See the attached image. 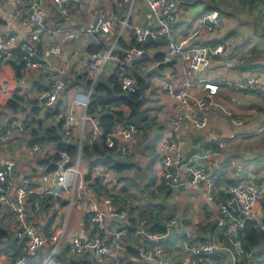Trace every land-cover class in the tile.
I'll list each match as a JSON object with an SVG mask.
<instances>
[{"label":"crops","instance_id":"1","mask_svg":"<svg viewBox=\"0 0 264 264\" xmlns=\"http://www.w3.org/2000/svg\"><path fill=\"white\" fill-rule=\"evenodd\" d=\"M114 1L116 0H81L79 8L71 2H66L69 14L64 16L54 0H39L38 8L42 14L43 26L57 29L58 33L55 35L42 33L32 59L35 63L46 64L50 70H61L64 88L57 101L51 107H45L39 95L46 86L42 81L38 67L26 70L22 67V63L11 60L18 65L20 78L25 81L23 90L26 98L16 109L8 108L5 105L0 106V127L9 131L6 143L1 142L0 139V169L4 160L11 159L15 163L13 168L14 184L5 192L8 199L12 198L15 185L21 180L29 181L31 187L35 190L53 188V171L48 172L47 166L38 162L43 157L32 154L28 142L35 138H41L45 128L59 123L57 115L65 117L71 112L75 117V121H73V130L70 137L77 142L78 147L88 143L90 124L85 121L81 130L80 117L84 112V107L78 103L79 99L82 100L81 94L86 93L88 89L84 63L92 60V56L95 55L90 54L89 49L102 47L103 50L110 43L101 37L100 31L81 32V29L88 25H95L99 13H115ZM212 6H215V9L223 18L226 35L238 39L233 45V49L246 50L249 52V57L243 63H236L228 77L230 81L225 80L226 78L224 80L214 79L222 81V84L215 96V105L208 113L209 125L200 129L186 120L180 126V133L185 140V147L181 151L178 165L186 162L205 164L208 177L213 183L211 193L209 192L210 186L196 188L191 185L190 178L182 169L178 170V174L182 178L183 188L165 191L167 188L161 187L159 184L158 142L171 127L170 117L180 111L179 106L168 95L159 91V86L162 80H166L173 88L177 89L179 87L181 80L179 62L165 60L166 53H162L164 55L162 62L154 61L153 56L160 52H155L153 48L159 44L155 46L148 45L149 47L146 49L139 48L142 54L138 56L143 58L141 63L133 69L132 67L139 62L128 68L129 72L133 73V71L138 72V69L144 66L148 68V72L139 75L144 80L141 88L143 89L144 98L138 104V110L145 114L146 119L137 126L138 131L128 145V155L118 160L124 165L121 172L127 170L126 172L132 177L128 178L124 174L114 177L117 172L110 169V175L118 182L115 188L116 200L113 202L112 208L123 209L126 213L122 219L108 221V224L123 231L122 245L124 251L121 253L120 258L127 264H143L139 259V254L147 249L148 243L136 231L138 221L141 218L145 219L142 215L145 216L150 212L159 214L161 226L165 219L171 217L181 220L190 233V243L207 239L212 240L216 237L221 239L222 231L216 228L217 204L219 201L224 200L230 204L232 199L229 195L221 196L218 190L227 188L238 181H252L257 188H264V162H262L264 156H257L258 153L264 154V135L255 134V132H264V59L263 57L260 59V56H258H264V53L261 52L264 46L261 42L264 39V0H184L176 9V21L173 25L174 36L180 38L190 34L200 15L208 12L205 9ZM18 7L19 5L13 0H0V37L9 34L18 35L31 30L32 26H21L16 22L15 14ZM52 20H54L53 23H51ZM130 23H138L147 27L153 25L149 9L142 0H134L130 13ZM69 33L73 35L72 41L61 45L60 55H53L50 50L52 42H59L62 37ZM237 33H241L242 38ZM211 43L212 39L206 40L203 38L191 40L186 46L203 47ZM134 45L130 39L129 30L122 31L114 45L115 57L122 59L125 55L123 50L136 48ZM205 71L199 73V77L213 78L204 75ZM13 72L14 70L10 66L4 68L0 66L1 86L4 76L10 77ZM247 72L254 73L258 79L255 87L247 91L256 94V96L247 97L246 99L252 101L251 105L245 107L233 95H229L228 90L226 96H218L219 91L226 87L238 93L234 88V84ZM112 75L113 64L107 63L96 84L102 83L107 89H111L112 83L109 81ZM154 81H157V83ZM100 96L104 97L103 94ZM224 102L230 108H227ZM34 109L39 110V114L35 117L32 114ZM110 109L120 110L126 117L131 113V109L125 105L118 108L111 107ZM55 111L57 112L56 115L51 116L48 114ZM226 111L242 118L244 120L243 125H245L242 132L231 139L229 137L225 138L227 135L226 127L223 131L217 127L216 124L219 119L225 116L230 119V124L233 127L243 125L235 126L231 118L226 115ZM32 118L38 121L28 124L27 121ZM93 120L97 124V120ZM256 121L258 122L255 125ZM200 139L201 142H199ZM213 139L221 140L222 147L214 145L212 143ZM234 139H240L234 147V149L236 148L235 156L245 157L239 159L240 164L244 166L243 174L230 170L231 165H233V157L231 156L233 150L230 149L228 153L221 151L229 141ZM225 140H227V144ZM19 143L21 147H18ZM24 143L28 145L29 153L32 156L27 155L28 151L22 146ZM42 144L52 146L51 144ZM3 148H5V151ZM53 150L55 151L54 147ZM212 153L214 154L211 155ZM78 165L81 170L87 171L92 164L89 160L79 156ZM188 186L199 193L195 194L187 191ZM94 187L100 199L105 188L100 182L97 185L94 184ZM25 214L27 221L32 223L44 237L58 231L63 224H65L66 231L75 232L79 235H90L92 232V225L88 220L85 209H72L67 217V211L64 208L58 210L51 208L49 198L43 201L37 211L33 208L32 199L27 198ZM256 217H258L257 222H264V215L260 210L258 213L256 212ZM145 221L147 223L146 219ZM0 225L5 227L12 235L18 227L6 205L0 206ZM147 228L153 230L148 224ZM180 241L181 236L176 230H173L168 237L162 240L168 252V259L173 264H187L188 262V255L180 247ZM14 243L13 246L8 243L7 239L4 240V243L0 246V264H13L19 256L24 255L20 250L18 255L12 257L15 249L19 250V247L21 248L20 244L15 241ZM48 249L49 247L46 246L34 255L25 256L24 264H39L47 254ZM64 255H69V258L64 257ZM256 257L254 256V261ZM55 258L60 264L80 261L85 264L114 263L104 258L100 259L92 253H86L79 259H73L65 244L57 247ZM259 259H261L260 263L264 261L262 257Z\"/></svg>","mask_w":264,"mask_h":264},{"label":"built area","instance_id":"2","mask_svg":"<svg viewBox=\"0 0 264 264\" xmlns=\"http://www.w3.org/2000/svg\"><path fill=\"white\" fill-rule=\"evenodd\" d=\"M4 1V0H2ZM19 5L16 12V22L21 25H30L31 30L21 34H9L0 37V64L9 62H20L26 70L38 67L42 81L46 88L41 91L40 99L45 107H51L61 95L64 82L61 78V70H50L46 64L35 63L32 59L36 46L40 41L42 33L55 35L57 29L45 28L42 24V14L38 8L39 0H13ZM148 7L153 19V25L149 27L138 23H130V13L134 0L114 1L115 13H99L95 25H88L81 29V32L100 31L101 37L110 43L101 52L92 56V60L85 62V73L88 89L81 94L82 100L78 103L84 107L80 117L81 130L85 121L90 124L88 143L102 138L104 145L115 154L124 157L128 145L137 133V127L131 124L117 126L109 133H106L87 114L89 97L107 63L113 64V74L118 79L120 91L124 94H131L137 89V76L127 73L126 62L129 55L117 59L114 55V45L120 37L121 32L128 29L130 39L135 45L144 44L147 39L155 40L161 38L166 45L167 52L165 60H176L181 67V80L177 89L162 80L159 91L168 95L180 108V111L170 117L171 127L158 142V163L160 186L167 189H175L182 185L183 181L178 174L182 169L190 178V184L196 188L212 186L208 177L205 164H192L189 162L178 165L181 151L185 147V140L180 133V126L183 121L192 122L197 128L203 129L209 125L208 113L215 105V96L220 80L213 78H201L199 73L206 70L212 58L227 57L229 51L236 63H243L249 57V52L241 49H233L238 41L231 35H226L223 27V18L220 13L213 9L200 15L190 34L177 38L173 34V25L176 21V9L184 0H142ZM218 1V0H214ZM62 15L69 14L66 2H71L78 8L81 0H54ZM54 20L51 21L53 23ZM212 39V43L203 47H187L191 40ZM72 33L61 38L59 42H52L51 53L61 54V45L71 42ZM131 54L141 55L139 48L128 50ZM17 52V53H16ZM12 60V61H11ZM148 72V68L141 66L137 75ZM258 79L254 73L247 72L235 84L237 92L251 90L257 84ZM25 81L18 78L15 86L19 89L17 96L26 98L23 87ZM0 100V106H4ZM235 126L243 124V119L235 116L232 112L226 111ZM60 129L65 137L71 135L75 117L70 112L65 117L57 115ZM12 127V126H10ZM1 142H6L9 131L0 127ZM214 145L222 147L221 140H212ZM30 151L40 157L54 153L50 145H32ZM212 153L211 155H213ZM69 163V164H68ZM79 156L70 160L65 153L60 154V159L54 163L56 175L52 189L35 190L29 181L21 180L15 185L12 198L6 196V189L14 184L13 168L14 161L4 160L0 169V206L6 205L17 222V229L13 233L14 240L20 244L22 253L13 264H24L25 256L36 254L41 248L48 246L47 254L39 264H60L55 258L57 247L66 245V249L73 259H79L86 253L97 255L113 261L114 264H127L120 258L124 251L122 245L123 231L112 227L108 221L122 219L126 213L123 209H113L112 204L116 200L115 188L118 185L107 169L100 163L93 164L85 171L79 168ZM42 168V167H41ZM98 181L105 188L99 199L94 187ZM220 195H229L236 203L233 209L228 202L219 201L217 204L216 228L222 231V238L207 239L200 242L190 243V233L177 218H168L163 221L161 230H150L147 228L145 219L137 223L138 235L147 241L148 247L139 254L143 264H173L168 259V252L162 240L168 237L173 230L179 232L181 241L180 247L188 255L187 264H244L248 263L250 254L246 253L237 236V230L243 228L247 221L255 219L256 212H264L260 201H264V188H257L252 181H238L235 184L218 190ZM27 198L33 201L35 211L39 209L43 201L50 199L51 208L58 210L64 208L68 213L72 209H85L88 220L92 225L90 235H79L75 232L66 231L65 224L47 237L42 236L36 227L27 221L25 214V203ZM258 230L264 234V222H257ZM261 260V259H260ZM249 264V263H248ZM255 264V261H254ZM264 264V261L262 263Z\"/></svg>","mask_w":264,"mask_h":264},{"label":"trees","instance_id":"3","mask_svg":"<svg viewBox=\"0 0 264 264\" xmlns=\"http://www.w3.org/2000/svg\"><path fill=\"white\" fill-rule=\"evenodd\" d=\"M215 9V6L208 7L205 10H212ZM216 10V9H215ZM133 45L135 44L132 41ZM121 45V43L119 42ZM156 43H152L149 46H155ZM122 46V45H121ZM138 48L146 49L149 46H145L144 44L141 45H134ZM102 51V47H98L96 49H89L90 54H97ZM17 53V52H16ZM116 53V52H114ZM119 54V53H117ZM123 57L122 55H120ZM164 55L162 53H156L153 56V60L156 62H162ZM135 64L132 69L139 65ZM1 68L10 66L14 72L10 77L4 76L2 82V86L0 85V100L4 102L5 106L11 109H16L20 103L23 102V99L17 96V91L19 90L15 86V81L20 78L19 67L16 63L9 62L5 64H0ZM23 67V66H22ZM127 73L129 72L128 68L125 70ZM133 74L137 76V89L135 92L131 94H124L120 91L119 84L117 81V77L113 74L110 77V83H112V88L107 89L104 84L99 83L94 85L88 102V107L86 109L87 114H90L93 119L97 120L98 126L106 133H109L114 129L117 125H128L131 118L134 116V112L132 111V105L134 101L138 100L140 97V91L144 84V80L141 79L140 76L137 75L136 71H133ZM7 78V79H6ZM89 84V82H88ZM87 84V86H88ZM104 95L102 98L100 95ZM106 98V99H105ZM43 103V101H42ZM128 106L131 109V113L129 116H125V114L120 110H111L110 108L113 107H120V106ZM38 109H34L32 114L34 117L39 113ZM49 115H56L57 112L48 113ZM47 114V115H48ZM29 119L27 123L36 122L38 120ZM42 143L51 144L55 151L51 155L43 157L38 162L40 164L46 165L48 172H52L55 170V162L60 159V154L65 153L70 160L74 159L76 156H81L82 158L89 160L91 164L100 163L105 166L107 169H112L115 172L119 173L123 170L124 165L121 164L119 159H122L119 155L115 154L111 149H108L104 145V141L102 138L95 140L92 143H86L78 147L77 142L70 136L65 137L63 133H61L60 124H54L51 127L45 128L43 130V136L41 138H35L28 142V145L31 147L32 145H44ZM69 164V163H68ZM98 184V181L95 182ZM227 196V195H221ZM228 200V199H227ZM225 202V200H224ZM146 220L149 227L153 230H161V218L159 214H154V212H150L147 215H142ZM11 233L5 229V227L0 225V246L4 243V240L7 239L8 243H11L14 246L13 235L11 237ZM16 242V241H15ZM240 243L246 253H251L255 251L256 260L255 264H260V259H264V234L258 230L257 225H254L251 221H247L242 228V237L240 239ZM21 248L15 249L14 255L16 256L20 253ZM70 264H85L83 261L80 262H71ZM114 264V263H110ZM244 264H248L247 262Z\"/></svg>","mask_w":264,"mask_h":264},{"label":"rangeland","instance_id":"4","mask_svg":"<svg viewBox=\"0 0 264 264\" xmlns=\"http://www.w3.org/2000/svg\"><path fill=\"white\" fill-rule=\"evenodd\" d=\"M138 2V1H136ZM234 35V34H233ZM237 35L239 37L242 38L241 36V33H237ZM237 37V36H236ZM264 45V39L263 41H261ZM155 49V52H160V53H166L167 52V48H166V45L165 44H159L157 47L153 48ZM264 53V46H263V50L261 51ZM260 56V59L263 57L264 59V56L262 55H258ZM176 61V60H175ZM236 65V62L234 61V59L232 58L231 56V51H229L228 53V56L227 57H217V58H212L211 59V62L209 64V66L206 68V71L204 73V75H207L209 77H213V79H216V78H219V79H225V80H228L230 81V79L228 78L231 74V71L233 70V67ZM157 83V81H154ZM225 89V90H224ZM224 89H221L219 91V95L220 97H224L226 96V93H227V90H228V94L229 95H233L235 99H237L239 102H241L242 104L245 105V107H248L249 105L252 104V101H248L246 100L247 97L248 98H252L254 96H256L255 93L253 92H247V91H244V92H234L233 90H230V88L226 87ZM224 90V91H223ZM223 91V92H222ZM237 104V103H236ZM235 104V106H237ZM224 105L227 107V108H230V106H227L226 103L224 102ZM258 121L255 122V125L257 124ZM243 124H244V120H243ZM242 124V125H243ZM217 127L220 128V130L223 131L224 127H226V132H227V135L225 138L229 137L230 139L233 138L235 135H237L239 132L241 133L242 132V128L245 126H241V127H233L231 124H230V119H228L227 117L223 116L219 119V121L217 122ZM138 131V130H137ZM216 132L218 133V131L216 130ZM220 134V133H218ZM256 135H264V132L260 133V132H255ZM206 138V137H204ZM240 139H234V140H231L228 142L227 144V140H225L227 146H225L224 149H222L221 151L222 152H225V153H228L230 151V149L233 150V153H232V157H233V165H231L230 167V170L232 171H235L237 173H240V174H243V170H244V166L242 164H240V160L239 159H242V158H245V157H242V156H239V155H236L235 156V150L236 148L234 149L235 145H237L238 141ZM202 140L200 139L199 142H201ZM6 143V142H5ZM4 143V144H5ZM22 146H24V149H26V151H28V154L29 156H32L30 153H29V147L26 143L22 144ZM18 147H21V144L19 143L18 144ZM6 148V147H5ZM5 148H3V150L5 151ZM9 152H11L9 150ZM128 155V153L126 154V156ZM257 156H264V154H261V153H258ZM32 158V157H31ZM124 159V158H123ZM262 162H264V159H262ZM127 170L121 172V173H115L114 174V177L116 176H121L124 174V176L126 175L128 178H131L132 176L130 174H128V172H126ZM120 179V178H119ZM131 186V184H130ZM186 190V189H184ZM165 191H169L168 189L165 190ZM187 191L189 192H194L195 194L199 193L198 191L196 190H192L191 186H188L187 187ZM264 249V248H263ZM64 257H67L69 258V255L65 256Z\"/></svg>","mask_w":264,"mask_h":264},{"label":"water","instance_id":"5","mask_svg":"<svg viewBox=\"0 0 264 264\" xmlns=\"http://www.w3.org/2000/svg\"><path fill=\"white\" fill-rule=\"evenodd\" d=\"M96 22V21H95ZM152 43H156V44H163V40L161 38H157L155 40H151V39H147L144 43L145 46H148ZM123 54L125 55H129V59L126 62V66L127 68H130L133 64L137 63V62H141L143 60L142 57L135 55V54H131L128 50H123ZM140 97L138 100L134 101L133 105H132V110L134 112V117L131 118L130 120V124L134 125V126H138L141 122L145 121L146 116L144 113H142L141 111L138 110V104L141 103L143 101L144 98V93H143V89H141L140 91ZM118 161V160H117ZM55 177L56 175L53 174V183L55 182ZM184 185H179L178 187H176L174 190L176 189H181L183 188ZM212 191V186L209 187V192L211 193ZM233 209H236V203L234 200H231L230 204H229ZM261 207L264 206V202H260ZM264 215V212H263ZM251 222L256 225L257 221L255 219H252ZM237 236L238 238L242 237V230L238 229L237 230ZM254 256H255V251H252L250 253L249 259H248V263L249 264H254Z\"/></svg>","mask_w":264,"mask_h":264}]
</instances>
